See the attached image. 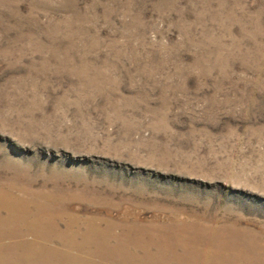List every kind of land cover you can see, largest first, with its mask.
I'll use <instances>...</instances> for the list:
<instances>
[{"label": "rangeland", "instance_id": "374dc122", "mask_svg": "<svg viewBox=\"0 0 264 264\" xmlns=\"http://www.w3.org/2000/svg\"><path fill=\"white\" fill-rule=\"evenodd\" d=\"M0 188L264 234V0H0Z\"/></svg>", "mask_w": 264, "mask_h": 264}, {"label": "bare ground", "instance_id": "6f19581e", "mask_svg": "<svg viewBox=\"0 0 264 264\" xmlns=\"http://www.w3.org/2000/svg\"><path fill=\"white\" fill-rule=\"evenodd\" d=\"M80 218L0 188V264H264V234L175 220Z\"/></svg>", "mask_w": 264, "mask_h": 264}]
</instances>
